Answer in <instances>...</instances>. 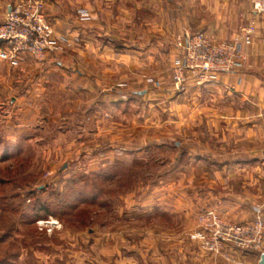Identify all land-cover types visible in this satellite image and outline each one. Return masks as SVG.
I'll return each mask as SVG.
<instances>
[{"label": "rangeland", "instance_id": "374dc122", "mask_svg": "<svg viewBox=\"0 0 264 264\" xmlns=\"http://www.w3.org/2000/svg\"><path fill=\"white\" fill-rule=\"evenodd\" d=\"M70 1L75 28L61 32L50 22L64 44L35 60L40 81L33 98L16 102L15 93L0 94V264H257L264 249L227 246L213 253L192 237L207 210L245 224L264 204V163L239 173L225 166L238 158L219 154L229 113L222 92L207 89L211 83L175 91L171 68L178 54L161 46L151 48L150 59L148 50L129 47L130 62H106L102 80L93 78L96 55L118 50L102 52L91 43L100 38L93 31L100 0ZM138 17L165 26L163 14ZM130 26L133 31L120 24L122 40L144 46L168 41L178 48L183 34L166 38L143 22ZM243 27L230 40H240ZM47 59L62 65L49 71ZM109 90L118 94L100 95ZM246 111V122L264 125V110L256 119L252 108ZM262 130L255 144L263 156Z\"/></svg>", "mask_w": 264, "mask_h": 264}, {"label": "crops", "instance_id": "0c3cea01", "mask_svg": "<svg viewBox=\"0 0 264 264\" xmlns=\"http://www.w3.org/2000/svg\"><path fill=\"white\" fill-rule=\"evenodd\" d=\"M16 1L19 0H0V23L4 21L10 6ZM79 1L88 4L86 0ZM45 2V14L58 31L70 32L74 30L73 24L76 22V18L73 2L70 0H45ZM100 3L98 10L95 11L93 22V31L100 38L91 43L100 48L102 52L105 48H117L118 51L115 55V49H110L112 50L110 55L104 54L105 56H103V53L96 55L95 62L99 65V68H96L95 72H89L94 73L93 78L96 79L103 78L100 65L106 62L118 61L127 63L129 61L127 59L128 48L135 45H138V48H143L144 52L148 50L145 57L149 59L151 58V51H156L152 49L157 48V46L164 48L166 53L169 52L174 55L179 53L178 48L175 45L172 46L168 41L147 43L146 46H144V43L141 45L134 44L135 42L128 41V39L123 41L120 36V32L124 31L122 27L120 28L122 23H127L128 27L131 28H128V30L133 31L131 24L143 22V26L148 27L149 30H154L157 34H165L166 38L176 32L185 33L186 30V32L203 31L211 38L230 40L239 37L241 27H243L248 16L252 14L251 6L245 0H100ZM154 13L155 15H165V26L162 22L159 24V22H151V19H149L150 21L146 20V23H144L141 17L137 18L140 15L151 16ZM256 21V34L253 42L242 45L246 55L244 67L234 72L222 73L206 86L209 90L212 89L217 93L222 92L224 96L223 107L229 113L225 116L226 119L222 126L223 152H219V154H222L221 156L224 159L230 158L231 155L233 159L238 158L237 163L230 161L225 166L230 170L235 167L239 173L246 171L250 165L258 164L259 160L264 163V155L262 156L263 153L259 151L262 146L255 144L257 143L256 137L259 138L263 135L262 128L264 125L259 122H246L248 118L247 107L254 110L252 119H256L257 115L262 116L264 110V14L259 15ZM85 27L87 26L85 25L84 29L79 27L80 31L84 30V34L87 31ZM83 42L84 44L90 43L86 38ZM2 47H4V44L0 42V49ZM157 50L159 51V49ZM106 55L108 58L111 57L110 61L107 60ZM117 56H122V60H115L114 58ZM111 59L115 61H111ZM44 64L45 69L50 71L54 64L62 65V62L52 63L51 59H47ZM18 65L12 67L8 61L0 60V94H7L9 90L19 96L16 102L24 101L28 95L32 99L34 92L39 89L40 81L39 65L30 55L21 54ZM115 66H118V64ZM9 67L15 68L16 71L13 69V71H8ZM77 71L79 77L88 78L82 69L78 68ZM116 71H118L116 68L110 70L112 73ZM70 72L74 75L76 70ZM104 94L111 97L118 94V92L116 91L114 94L113 90L100 92V95ZM251 138H254V140ZM252 141H254L255 146L248 148V144L249 146L252 145ZM230 145H237L238 150L232 153L228 148L224 150ZM247 158H251V161H248Z\"/></svg>", "mask_w": 264, "mask_h": 264}, {"label": "built area", "instance_id": "2783aa9c", "mask_svg": "<svg viewBox=\"0 0 264 264\" xmlns=\"http://www.w3.org/2000/svg\"><path fill=\"white\" fill-rule=\"evenodd\" d=\"M252 6L254 17L242 29L240 40H214L202 32H185L178 36L180 52L171 68L175 91L200 86L214 81L222 73L243 67L246 55L241 48L252 42L256 32V16L264 14V0H246ZM0 59L12 66L18 64L21 54L42 61L50 51L61 50L64 40L58 38L46 18L40 0H26L10 6L6 18L0 23ZM153 85L160 82L149 79ZM193 239L207 251L219 253L227 246L241 250L264 249V204L256 207L253 222L241 224L207 210L199 216Z\"/></svg>", "mask_w": 264, "mask_h": 264}, {"label": "water", "instance_id": "95a60500", "mask_svg": "<svg viewBox=\"0 0 264 264\" xmlns=\"http://www.w3.org/2000/svg\"><path fill=\"white\" fill-rule=\"evenodd\" d=\"M257 264H264V253L261 255L260 260Z\"/></svg>", "mask_w": 264, "mask_h": 264}]
</instances>
